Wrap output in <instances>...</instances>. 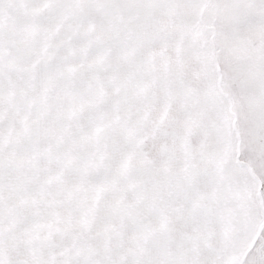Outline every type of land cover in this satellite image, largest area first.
<instances>
[{
  "label": "snow or ice",
  "instance_id": "6c2138e0",
  "mask_svg": "<svg viewBox=\"0 0 264 264\" xmlns=\"http://www.w3.org/2000/svg\"><path fill=\"white\" fill-rule=\"evenodd\" d=\"M0 264H264V0H0Z\"/></svg>",
  "mask_w": 264,
  "mask_h": 264
}]
</instances>
